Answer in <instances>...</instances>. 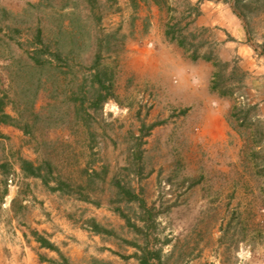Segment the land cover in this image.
<instances>
[{
  "label": "rangeland",
  "instance_id": "1",
  "mask_svg": "<svg viewBox=\"0 0 264 264\" xmlns=\"http://www.w3.org/2000/svg\"><path fill=\"white\" fill-rule=\"evenodd\" d=\"M1 114L0 264H264V0H0Z\"/></svg>",
  "mask_w": 264,
  "mask_h": 264
},
{
  "label": "trees",
  "instance_id": "2",
  "mask_svg": "<svg viewBox=\"0 0 264 264\" xmlns=\"http://www.w3.org/2000/svg\"><path fill=\"white\" fill-rule=\"evenodd\" d=\"M155 4H156V5H160V3H159L158 1L155 2ZM165 36H166L167 39H169L170 41L175 42L179 47H184V42H183V40L180 39V38H178V37L174 34V31H173L172 28H169V29L165 32ZM57 57H58V55H57ZM33 61L35 62V64H38V63H39V60H38L37 58H34ZM95 81H96V82L98 83V85H99L98 90H100V89H102V88L104 87V86L102 85V82L100 81V79H99V77H98L97 74L95 75ZM103 89H105V88H103ZM106 95H108V90H107V89H106ZM102 99L105 100V97H103ZM0 119H1L0 121H1V122H4V123H7V121H12V118L9 117L8 115H5V114H1V118H0ZM22 164H23V167H25V168L29 171V173H30L31 175L34 174V173H33L32 165H31L30 163H28V162H24V161H23ZM118 189H121V191H122L125 195H127L128 197H131L130 192H126L123 188H119V187H118ZM135 199H137V198L135 197ZM38 241H39V243H41V246H43V247H45V248H47V249H50V250H55V248H54L51 244H49L48 242H46V241H44V240H42V239H39Z\"/></svg>",
  "mask_w": 264,
  "mask_h": 264
},
{
  "label": "crops",
  "instance_id": "3",
  "mask_svg": "<svg viewBox=\"0 0 264 264\" xmlns=\"http://www.w3.org/2000/svg\"><path fill=\"white\" fill-rule=\"evenodd\" d=\"M165 41V40H164ZM166 42V41H165ZM162 43H164L162 40H161V43H159V44H161L160 45V51L159 52H162L165 48H164V46L162 45ZM165 44H167V42L165 43ZM173 45H171V49L173 48V49H176V48H174V47H172Z\"/></svg>",
  "mask_w": 264,
  "mask_h": 264
}]
</instances>
